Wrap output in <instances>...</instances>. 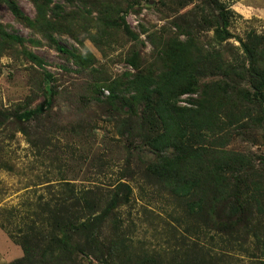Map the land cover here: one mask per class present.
<instances>
[{
	"label": "rangeland",
	"instance_id": "374dc122",
	"mask_svg": "<svg viewBox=\"0 0 264 264\" xmlns=\"http://www.w3.org/2000/svg\"><path fill=\"white\" fill-rule=\"evenodd\" d=\"M13 1L27 20L0 0V24L23 38L0 45V264H22L27 248L38 259L66 216L84 252L80 264H264L259 217L228 234L190 213L146 170L155 155L138 125L125 126L130 117L111 106L106 88L159 69L163 53L182 42L220 47L202 20L222 6L230 35L221 47L233 61L248 32L263 33L264 0H50L44 32L32 1ZM226 141L229 150L264 156V127L240 124L203 139L214 148ZM100 206L107 212L94 219Z\"/></svg>",
	"mask_w": 264,
	"mask_h": 264
},
{
	"label": "trees",
	"instance_id": "16d2710c",
	"mask_svg": "<svg viewBox=\"0 0 264 264\" xmlns=\"http://www.w3.org/2000/svg\"><path fill=\"white\" fill-rule=\"evenodd\" d=\"M6 1L16 17L27 20L13 0ZM31 1L36 10L33 22L44 32L54 5L50 0ZM229 13L222 6L217 16L202 20L213 29L220 47L201 50L195 44L182 42L178 48L163 53L159 69L126 74L106 88L111 106L125 109L129 115L125 126L132 128V122L138 125L141 141L155 155L146 170L181 198L190 213L222 232L234 234L246 230L255 216L264 223V156L255 160L225 148L229 141L214 148L203 139L219 136L240 124L264 127V31L259 35L248 32L230 61L221 47L230 35ZM10 43L22 44L23 38L7 32L0 24V45ZM58 48L66 51L62 46ZM130 62L137 68L134 61ZM206 72L213 73L216 79L198 82ZM186 94L195 96L182 104L180 97ZM101 208L90 212L95 214L94 219L100 220L107 212ZM57 223L59 230L51 234L39 258L32 259L27 248L22 264H80L76 256L84 252L72 232L74 222L66 216ZM85 248L91 250L92 246L86 243ZM144 259L133 264H148ZM104 264L118 263L113 258Z\"/></svg>",
	"mask_w": 264,
	"mask_h": 264
}]
</instances>
